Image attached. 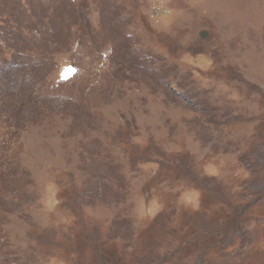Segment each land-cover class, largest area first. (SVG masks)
Returning a JSON list of instances; mask_svg holds the SVG:
<instances>
[{
  "label": "rangeland",
  "instance_id": "obj_1",
  "mask_svg": "<svg viewBox=\"0 0 264 264\" xmlns=\"http://www.w3.org/2000/svg\"><path fill=\"white\" fill-rule=\"evenodd\" d=\"M0 264H264V0H0Z\"/></svg>",
  "mask_w": 264,
  "mask_h": 264
}]
</instances>
